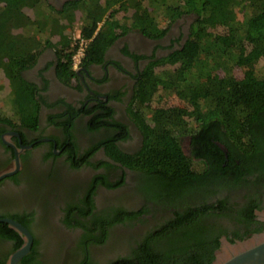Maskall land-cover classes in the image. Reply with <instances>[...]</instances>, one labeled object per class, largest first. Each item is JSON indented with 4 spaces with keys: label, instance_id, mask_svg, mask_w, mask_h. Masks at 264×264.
Returning a JSON list of instances; mask_svg holds the SVG:
<instances>
[{
    "label": "trees",
    "instance_id": "obj_1",
    "mask_svg": "<svg viewBox=\"0 0 264 264\" xmlns=\"http://www.w3.org/2000/svg\"><path fill=\"white\" fill-rule=\"evenodd\" d=\"M47 1L0 0V75L9 79L15 98L31 103L36 100V87L23 79L22 71L36 63L44 45L52 44L38 36L43 34L38 24L43 16L31 19L25 9L36 10ZM115 2L121 3L112 9ZM80 8L81 35L89 41L83 63L102 61L114 40L131 29L160 38L182 15L195 16L181 49L143 74L134 113L143 126L144 147L136 156L126 155L120 161L143 172L147 191L167 208L165 213L171 207L167 198L174 197L176 202L185 194L199 192L201 185L202 209L190 205L177 211L173 220L131 236L127 255L107 264H212L219 233L211 218L228 216L240 240L263 230L254 226L258 223L254 210L259 206L258 184L264 185V174L252 175V171L264 165V0H79L67 3L64 10L55 9L59 17L49 34L56 30L62 34V19L71 23ZM20 26L29 33L12 32ZM57 52L58 76L69 82L76 75L72 60L76 46L66 40ZM236 70L242 71V78L235 76ZM23 84L27 91L20 90ZM160 91L173 94L184 105L150 107ZM184 135H191L192 157L182 150ZM197 160H202L201 172L195 169ZM221 189L241 190L242 202L230 204L229 197L214 200ZM93 208L91 199L86 207L71 204V212L94 216L90 233L84 236L88 240L79 244L82 247L94 241L105 243L116 223L127 221L132 227L130 221L138 216L117 208L114 217H103ZM77 224L87 227L78 218ZM0 237L14 238L16 247L22 245L7 223H0ZM29 258L23 263L32 264ZM0 264H4L1 258ZM86 264L99 263L88 258Z\"/></svg>",
    "mask_w": 264,
    "mask_h": 264
},
{
    "label": "flooded vegetation",
    "instance_id": "obj_2",
    "mask_svg": "<svg viewBox=\"0 0 264 264\" xmlns=\"http://www.w3.org/2000/svg\"><path fill=\"white\" fill-rule=\"evenodd\" d=\"M48 1L56 10H64L67 3L79 0ZM194 18L193 14L182 15L160 38L149 37L139 29L127 31L106 49L102 61H82L69 82L58 76L60 54L51 47L39 52L36 63L22 71L23 79L36 87L34 120L29 113L27 119H13L0 109V176L14 171L0 178V218L20 222L33 237L30 252L18 264H24L29 256L32 264H86L88 258L107 264L127 255L131 236L173 220L177 211L183 212L190 205L202 209L201 185L199 192L185 194L176 202L174 197L167 198L171 207L165 213L167 208L147 191L143 172L120 161L126 155L136 156L144 147L143 126L134 113L143 74L152 64L181 49ZM18 29L23 28H12L13 32ZM1 75L4 82L0 94L11 96L12 85ZM183 138L187 147L181 143L182 150L192 157L191 135ZM197 161L201 172L202 160ZM255 167L259 169L252 175L264 174V165ZM258 185L259 206L254 210L258 223L254 226L263 230L240 240L228 216L211 218L219 233L212 264L222 251L264 233V185ZM248 193L254 196V192ZM242 195L239 189H221L214 200L229 197L232 204L242 202ZM89 199L92 212L103 217H114L117 208L137 212L138 216L130 221L132 227L127 221L116 223L105 243L79 246L88 240L84 236L90 233L94 216L71 212V204L86 207ZM77 218L87 227L79 226ZM8 225L18 233L22 245L16 247L14 238L0 237L4 264H10L12 255L26 241L25 235Z\"/></svg>",
    "mask_w": 264,
    "mask_h": 264
},
{
    "label": "rangeland",
    "instance_id": "obj_3",
    "mask_svg": "<svg viewBox=\"0 0 264 264\" xmlns=\"http://www.w3.org/2000/svg\"><path fill=\"white\" fill-rule=\"evenodd\" d=\"M121 2H115L112 5V9H116ZM51 4L49 3V1H47V3H42L40 5L37 6L36 10L32 9V8H26L25 12L30 15V18H36L38 16L41 15V17L43 16L42 20L39 21V27L41 28V32L43 34L38 35L41 39V41H44L45 39H48L50 42L52 43V45L54 46L52 49H57V47H62L65 44L66 40H69L71 42V44L73 45V43L75 42V37L76 35L81 31V27H82V20H81V8L77 11L76 16L74 17V19L72 20L71 23H69L66 20H63L60 22V25H62L64 27V31L61 33V31L56 30L57 33L51 35V33L49 34V32L52 29H55L56 24H57V18L59 17L55 11V9H53L51 6ZM42 6V7H41ZM48 13V14H47ZM51 13V14H50ZM123 13L118 14V17H122ZM48 15V18H47ZM159 21H161V19H159ZM37 24V25H38ZM30 26V25H29ZM33 26L37 27L36 24H32V28H34ZM50 26L52 28H50ZM21 27V26H20ZM20 27H14L15 28H20ZM49 27V30L47 29ZM22 28V27H21ZM8 30V29H7ZM24 30L26 29H18L17 31H15L16 33H20L25 32ZM14 30H12L13 32ZM14 32V33H15ZM221 32V31H220ZM27 33H29L28 29H27ZM26 32L24 34H27ZM60 35V36H59ZM62 36V37H61ZM58 51V50H57ZM263 64V62H260L257 66H256V70L260 71L261 69V65ZM169 68H172L169 67ZM235 76L237 78H242L243 77V73L242 71L236 70L235 71ZM219 75L223 76V73L220 72ZM2 76V75H1ZM4 82L3 78H0V85H2ZM8 85H10L9 83H7ZM141 84L138 85V88ZM4 86V85H3ZM11 86V85H10ZM22 86V87H21ZM20 86V90L23 89V91H27L28 87H25V85H21ZM137 88V89H138ZM9 90V87H8ZM7 93L2 92L0 94V109H2V111L5 112V114L7 116H10L11 118H25V116H27V114L29 113V117L30 120H34V116H36V111L34 108V104L33 103H29L30 100L27 99H17V97L15 98V94H11V96H8ZM21 96V95H20ZM3 98V99H2ZM7 98V99H6ZM3 101V102H2ZM173 105H181L183 106L184 103L178 99L176 96H174L173 94H164L162 91L157 92V94L155 95V97L152 99L151 103H150V107L152 108H158V107H170ZM147 118L150 120V115L147 112ZM149 116V117H148ZM28 118V116L26 117V119ZM181 143L182 145L184 144L185 148L187 147V139L186 138H181ZM195 169L200 170L201 166L198 163V165H195ZM167 200V199H166Z\"/></svg>",
    "mask_w": 264,
    "mask_h": 264
},
{
    "label": "water",
    "instance_id": "obj_4",
    "mask_svg": "<svg viewBox=\"0 0 264 264\" xmlns=\"http://www.w3.org/2000/svg\"><path fill=\"white\" fill-rule=\"evenodd\" d=\"M13 172L14 171L6 172L1 175L0 178L11 175ZM0 221L7 222L26 237L23 246L11 257L10 264H18L32 248V234L23 224L14 219L0 218ZM228 250V252L222 251L219 253L213 264H264V233L254 235L245 241L238 242Z\"/></svg>",
    "mask_w": 264,
    "mask_h": 264
},
{
    "label": "built area",
    "instance_id": "obj_5",
    "mask_svg": "<svg viewBox=\"0 0 264 264\" xmlns=\"http://www.w3.org/2000/svg\"><path fill=\"white\" fill-rule=\"evenodd\" d=\"M88 40L82 37L81 31L76 35L75 42L73 45L76 46V52L73 55V68L76 69L80 63L82 62V59L85 56L86 49L88 46Z\"/></svg>",
    "mask_w": 264,
    "mask_h": 264
},
{
    "label": "crops",
    "instance_id": "obj_6",
    "mask_svg": "<svg viewBox=\"0 0 264 264\" xmlns=\"http://www.w3.org/2000/svg\"><path fill=\"white\" fill-rule=\"evenodd\" d=\"M102 23V22H101ZM101 23L99 24V25H101ZM60 36V35H59ZM45 40H47V39H45ZM50 42V41H49ZM50 44H52V43H50ZM47 47H51V48H53L54 46L53 45H51V46H48V45H44L43 47H42V49L44 50L45 48H47ZM58 48L59 47H57V49H55L56 51L58 50Z\"/></svg>",
    "mask_w": 264,
    "mask_h": 264
}]
</instances>
